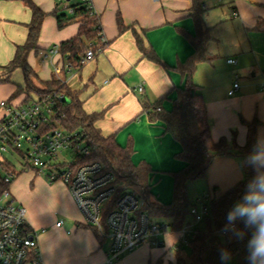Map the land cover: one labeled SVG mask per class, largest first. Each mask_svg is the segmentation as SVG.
I'll return each mask as SVG.
<instances>
[{"label": "crops", "instance_id": "crops-1", "mask_svg": "<svg viewBox=\"0 0 264 264\" xmlns=\"http://www.w3.org/2000/svg\"><path fill=\"white\" fill-rule=\"evenodd\" d=\"M33 1L47 13L51 8L53 11L56 8L49 0ZM92 1L107 44L92 60L94 63H88L85 80L81 72L86 63L81 68H73L71 71L76 72L68 76L69 71L65 68L66 62L61 53L53 54L51 58L45 56L53 46H59V42L77 33L79 21L61 30L53 29L54 37L47 36L51 42L47 39L43 48L40 37L41 32L47 35L45 25L48 23L55 28L54 19L46 15L38 49L34 51L41 52L43 59L51 60L55 65L52 77L57 75L59 79H68L67 84L76 90L86 111L103 112L97 121L103 134H114L122 146L127 145L130 138L133 139V161H147L152 167V196L158 203L163 200L162 204H170L174 197L172 173L186 165L185 160L177 157L182 145L166 131L163 121L150 119L143 103H152L168 94L163 107L171 109L176 88L183 86L184 79L178 71L145 56L137 44L136 34L143 38L146 48L154 49L162 62L176 66L194 52V46L178 30L180 27L195 34L193 1ZM204 8V21L211 35L207 45L209 59L198 64L194 80L202 88L212 136L215 140L224 137L230 144L245 146L249 124L254 123L257 143L258 139L264 138V0H205ZM118 14H121L126 25L123 33L118 30ZM31 16V9L24 0H0V66L11 60L16 44L24 42ZM229 57H235L237 62L229 63ZM77 71L83 82L75 87L72 81ZM235 80H238L239 87L229 94ZM142 81L144 91L140 93L137 86ZM16 87L17 83L11 80L0 82V100L11 99ZM23 99L24 96L19 95L11 100L17 103ZM241 159L243 156L236 150L217 155L211 161L206 176L197 178L206 182L211 198L220 196L244 179ZM171 232L178 236L169 243L176 248L180 243V233ZM166 235L162 246H166ZM108 248L104 252L103 264H106ZM163 254L162 250L150 252L148 264L160 257L165 260ZM169 261L175 262L176 259L173 257Z\"/></svg>", "mask_w": 264, "mask_h": 264}, {"label": "trees", "instance_id": "trees-1", "mask_svg": "<svg viewBox=\"0 0 264 264\" xmlns=\"http://www.w3.org/2000/svg\"><path fill=\"white\" fill-rule=\"evenodd\" d=\"M24 1L31 9L32 14L31 20L27 24V35L24 42L16 44L11 60L0 66L3 74V76L0 74V82L10 81L12 72L16 68H21L24 80L17 83L16 90L11 97L13 99L22 95L24 99L21 102L32 100L55 89L64 90L68 99L55 103L54 112L47 128L61 126L85 141L90 147V151L82 155L80 161L101 162L105 170L112 172L118 183L115 196L126 189L145 193L149 200L146 208L150 213L154 217L167 219L172 230L177 231L189 223L188 215H191L190 208L194 205L189 201L186 193L187 181L205 177L211 161L217 155L236 150L243 156L244 179L228 188L220 196L210 199V214L204 217L208 222V229H196L187 244L180 243L176 248L175 262H164L160 257L149 264H222L220 259L222 249H228L233 258L239 250L246 246L247 236L244 239H229L221 233V229L226 223L229 209L243 196L248 181L254 175L253 169L247 165L246 159L256 145V132L254 123H250L245 146L230 144L224 137L215 140L212 136L211 121L208 117L202 88L194 80L198 64L209 59L207 45L211 35L204 21L205 0H192L195 34L192 35L178 27L179 32L184 34L194 46V52L184 61H179L176 66H169L162 62L154 49L146 48L143 38L136 34L137 44L145 56L166 68L178 71L184 79L183 86L176 88L177 93L171 109L163 107V101L168 94L162 95L152 103H143L144 110L148 112L150 119L163 121L166 131L171 133L182 145L177 157L185 160L186 165L181 170L172 173L174 197L170 204L151 201V165L147 161L139 163L133 161L132 138L129 139L127 145L122 146L117 142L114 134L105 135L102 133L97 125L98 119L103 115L102 111H86L83 101L71 93L72 89L69 84L62 83L60 79L46 80L44 89L34 86L33 77H37V72L30 64L28 57L32 50L38 49L41 26L47 12L33 0ZM71 7H73L72 13H59L57 8L53 11L59 27L68 25L72 20L80 22L77 33L59 43V51L66 62L75 68H81L84 65L82 59L88 44L98 41L100 38L101 23L95 16L89 14L87 4L78 1L71 3ZM117 25L119 32L123 33L126 25L121 14L117 15ZM8 184L9 182H5L0 176V190L8 188ZM239 227L243 228V225ZM94 231L96 232V228ZM186 248L189 249V253L184 255L182 252ZM231 264L236 263L231 260Z\"/></svg>", "mask_w": 264, "mask_h": 264}, {"label": "built area", "instance_id": "built-area-1", "mask_svg": "<svg viewBox=\"0 0 264 264\" xmlns=\"http://www.w3.org/2000/svg\"><path fill=\"white\" fill-rule=\"evenodd\" d=\"M79 2L87 4L89 14L99 20L92 0ZM57 3L73 12L71 0H57ZM99 36L98 41L88 44L82 63L93 60L104 49L107 42L102 29ZM58 53L59 46H53L45 56L51 58ZM227 61L235 64L237 59L229 57ZM64 65L68 71L75 68L68 62ZM60 80L67 83L68 79ZM238 87L239 82L235 80L229 94ZM137 90L144 91L143 81ZM66 97L64 90L55 89L26 102L0 100V168L5 169L10 163L9 155L17 154L23 159V166L33 167L38 174L46 173L50 182L63 179L87 222L109 238L106 264H113L122 254L138 246H162L168 229L172 228L170 222L154 217L146 208L149 202L146 194L126 189L115 196L116 176L105 170L101 162L80 161L90 151L88 144L61 126L47 128L55 103ZM13 175L14 172L0 173L5 182H10ZM209 197V193L202 196L200 208L191 206L190 214L195 221L208 214ZM56 225L62 226L63 220H57ZM44 231L45 228L36 230L30 225L26 208L14 202L8 188L0 190V264H46L40 245V234ZM177 231L183 244L188 243L194 232L186 225Z\"/></svg>", "mask_w": 264, "mask_h": 264}, {"label": "rangeland", "instance_id": "rangeland-1", "mask_svg": "<svg viewBox=\"0 0 264 264\" xmlns=\"http://www.w3.org/2000/svg\"><path fill=\"white\" fill-rule=\"evenodd\" d=\"M78 1L79 0H71V3ZM49 2L53 4V7L58 9L59 13H69L68 9L64 8L63 4L57 3V0H49ZM51 10L53 11V8H51ZM51 10L47 13V16L54 19L55 28L50 24L48 25V23L45 25L47 26L45 27L47 35L41 32L40 37V43L43 45V48L46 44V40H51L46 37H54L55 31L52 30H61L63 28L59 27L55 19L56 16L53 15ZM74 22H76V20L70 21L69 24ZM5 30L8 31L7 27H5ZM50 47L51 46L47 47V50H49ZM29 56L31 65L39 74V76L37 74V77H33L34 86L36 88L44 89L46 80L50 78L59 79L57 75L52 77L53 72H55V65L51 60L43 59V54L41 52L36 53L32 50ZM88 63L89 65H92L94 62L91 60L86 63L84 70L81 72L83 80H85L87 75ZM74 72L76 71H69L67 75L70 76V74H73ZM78 72L79 71H77V74ZM77 74L72 81V83H75L73 84L75 87L83 82V80L80 81V74ZM246 74L249 75V72ZM10 79L16 83L23 82V70L21 68H16L12 72ZM71 93L77 95L76 90H71ZM8 157L10 163L5 169L0 168V173L6 175L7 173L14 172V175L8 184L10 197L15 203L21 204L26 208L27 221L34 229L41 230L42 228H45V231L40 234L41 250L45 263L103 264L105 259L104 252L109 247L110 240L109 238L102 236L98 229H96L95 232V228L87 222L63 179L57 178L50 182L46 173L38 174L33 167L23 166V159L17 154H11ZM241 160L243 161V159ZM242 168L245 173L243 162ZM208 192V186L203 179H190L187 181L186 193L189 201L192 204L197 205L199 208L202 204V196ZM210 199L211 197L206 200L209 207L208 215L210 214ZM151 201L157 202L152 196V192ZM162 201L163 200H159V203L162 204ZM60 219L63 220L62 227L56 225V221ZM161 219L167 220L164 218ZM188 219L189 223L186 224V227L190 232L196 229H208L206 218L195 221L191 215H188ZM171 231L172 230L168 229L166 246H160L158 248H149L146 247V245L138 246L133 250L122 254L120 259L116 260L113 264H148L149 253H154L157 250H162L164 258L166 257V261L163 259L165 262H168L169 259H173V257L175 260L177 257L176 248L178 246L175 248L169 243L170 240L177 236V234ZM182 253L187 255L189 249L186 248ZM245 257L246 246L233 256L232 261L236 264H246Z\"/></svg>", "mask_w": 264, "mask_h": 264}, {"label": "clouds", "instance_id": "clouds-1", "mask_svg": "<svg viewBox=\"0 0 264 264\" xmlns=\"http://www.w3.org/2000/svg\"><path fill=\"white\" fill-rule=\"evenodd\" d=\"M246 163L254 175L248 181L243 196L229 209L221 233L229 239L247 236V264H264V138L258 139ZM220 259L222 264H231V252L222 249Z\"/></svg>", "mask_w": 264, "mask_h": 264}, {"label": "water", "instance_id": "water-1", "mask_svg": "<svg viewBox=\"0 0 264 264\" xmlns=\"http://www.w3.org/2000/svg\"><path fill=\"white\" fill-rule=\"evenodd\" d=\"M66 99H68V97H66Z\"/></svg>", "mask_w": 264, "mask_h": 264}]
</instances>
